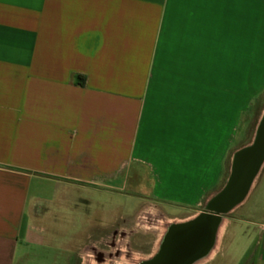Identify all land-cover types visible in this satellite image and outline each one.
<instances>
[{
	"label": "crops",
	"instance_id": "1",
	"mask_svg": "<svg viewBox=\"0 0 264 264\" xmlns=\"http://www.w3.org/2000/svg\"><path fill=\"white\" fill-rule=\"evenodd\" d=\"M263 116L264 0H0V264L79 191L199 210ZM247 223L245 257L219 264H264Z\"/></svg>",
	"mask_w": 264,
	"mask_h": 264
},
{
	"label": "rangeland",
	"instance_id": "2",
	"mask_svg": "<svg viewBox=\"0 0 264 264\" xmlns=\"http://www.w3.org/2000/svg\"><path fill=\"white\" fill-rule=\"evenodd\" d=\"M109 192H78V198L64 206L50 209V220L41 223L47 229V239L42 245H30L28 256L22 264H100L98 250H105L106 259L102 264H139L148 257L141 246H154L166 226L175 219L195 216L194 211H180L158 208L139 203L118 194L116 188ZM257 206H261L257 209ZM264 168L248 201L241 204L225 217L241 222L238 234L230 232L236 227L231 224L223 244L219 241L216 257L205 264H219L223 252L231 255L237 263L245 257L253 245V229L248 230V220H264ZM180 213V214H173ZM53 219V220H52ZM226 232V231H225ZM224 232V233H225ZM223 238V237H222Z\"/></svg>",
	"mask_w": 264,
	"mask_h": 264
},
{
	"label": "water",
	"instance_id": "3",
	"mask_svg": "<svg viewBox=\"0 0 264 264\" xmlns=\"http://www.w3.org/2000/svg\"><path fill=\"white\" fill-rule=\"evenodd\" d=\"M264 162V116L259 124L255 140L250 145L239 150L233 161L232 173L225 189L218 193L211 202L214 212L204 213L197 217V224L186 226V252L192 247L189 239L199 234L200 225L207 227V246L204 254L208 253L215 243L218 227L222 218L248 195L250 187ZM202 225V226H203ZM146 264H151L149 261Z\"/></svg>",
	"mask_w": 264,
	"mask_h": 264
},
{
	"label": "flooded vegetation",
	"instance_id": "4",
	"mask_svg": "<svg viewBox=\"0 0 264 264\" xmlns=\"http://www.w3.org/2000/svg\"><path fill=\"white\" fill-rule=\"evenodd\" d=\"M194 212L197 214L193 217L185 216L169 223L163 235L156 239L155 243H153L154 246L150 249L149 247L141 246L142 251H147L148 257L142 259L139 264H146L148 261L151 264H205L211 258H208V253L204 254V248L208 243L206 238L207 227L203 224V226L200 225L199 234L195 238L189 239L188 244L192 249L186 252V226L197 224L196 219L199 215L214 211L210 204L209 207L204 206ZM96 252L98 262L102 264L106 259L105 250Z\"/></svg>",
	"mask_w": 264,
	"mask_h": 264
},
{
	"label": "bare ground",
	"instance_id": "5",
	"mask_svg": "<svg viewBox=\"0 0 264 264\" xmlns=\"http://www.w3.org/2000/svg\"><path fill=\"white\" fill-rule=\"evenodd\" d=\"M225 226H226V218H222L221 223H220L218 230H217L215 243L207 254L208 258L212 257L216 253V251L218 249V245H219V240H220V237H221V235L225 229Z\"/></svg>",
	"mask_w": 264,
	"mask_h": 264
},
{
	"label": "trees",
	"instance_id": "6",
	"mask_svg": "<svg viewBox=\"0 0 264 264\" xmlns=\"http://www.w3.org/2000/svg\"><path fill=\"white\" fill-rule=\"evenodd\" d=\"M240 150H241V149H240ZM228 182H229V180H228ZM228 182H227V184H228ZM227 184H226V185H227ZM226 185L224 186V188H223L222 190L225 189ZM222 190H221V191H222ZM221 191H220V192H221ZM220 192H219V193H220ZM216 195H217V194H216ZM214 198H215V196H214L212 199H210V201H208V203L206 204L207 207H209V205L211 204V202H212V200H213Z\"/></svg>",
	"mask_w": 264,
	"mask_h": 264
}]
</instances>
